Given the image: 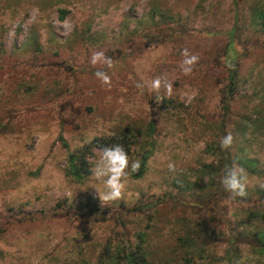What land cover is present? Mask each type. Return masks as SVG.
<instances>
[{
  "label": "rangeland",
  "instance_id": "374dc122",
  "mask_svg": "<svg viewBox=\"0 0 264 264\" xmlns=\"http://www.w3.org/2000/svg\"><path fill=\"white\" fill-rule=\"evenodd\" d=\"M98 136L147 157L117 201L91 177L102 148L70 172ZM261 185L264 0H0V264H264Z\"/></svg>",
  "mask_w": 264,
  "mask_h": 264
},
{
  "label": "clouds",
  "instance_id": "9594fccd",
  "mask_svg": "<svg viewBox=\"0 0 264 264\" xmlns=\"http://www.w3.org/2000/svg\"><path fill=\"white\" fill-rule=\"evenodd\" d=\"M182 55H184V64L188 67H184L183 71L185 73L191 72V65L197 60L194 55H189L187 49L182 50ZM102 53H96L92 56V63L96 64L97 60L102 57ZM107 65L111 68V60L106 59ZM94 75L103 83L109 82V76L105 73L102 75L101 72L96 71ZM161 86L160 79L157 78L153 84V88H159ZM163 87L170 92L171 84L167 81L163 84ZM220 148L227 149L233 143V137L231 133L224 135L220 139ZM140 161L129 160V152L121 144H114L103 147L100 154L96 160L95 166L91 169V177H94L96 181L103 185V191L100 188L95 187L99 199L102 202L105 201H117L124 195V189L127 183V179L130 174L135 173L140 168ZM169 168L172 165L169 164ZM221 184L226 191L231 192L234 196L245 197L247 195V189L250 185V180L248 173L241 166L228 167L226 174L221 179ZM264 187V185H261Z\"/></svg>",
  "mask_w": 264,
  "mask_h": 264
},
{
  "label": "trees",
  "instance_id": "16d2710c",
  "mask_svg": "<svg viewBox=\"0 0 264 264\" xmlns=\"http://www.w3.org/2000/svg\"><path fill=\"white\" fill-rule=\"evenodd\" d=\"M233 33V29L231 30ZM236 44L235 41L230 38L229 43L226 46V53L228 56V60L230 62L229 70H230V76L231 79H233L235 73H236V67L234 64V59L236 57ZM127 138V137H126ZM125 136L123 137V140H126ZM114 140V137H110L108 139H103L101 137H95L89 144H87L82 150L81 155L77 153H70L69 155V161H70V172L75 175L77 178L82 176V170L85 172L90 171L89 162L87 161L85 152H88V150L91 151L92 146H96L99 148H103L109 145H112V141ZM114 145V144H113ZM147 157L146 155L142 158L140 161V168L137 172L134 173L137 177L141 176L143 174L144 167L146 165ZM262 247L264 250V239L262 241ZM148 264V263H147Z\"/></svg>",
  "mask_w": 264,
  "mask_h": 264
}]
</instances>
